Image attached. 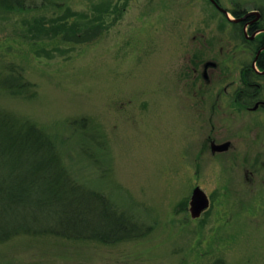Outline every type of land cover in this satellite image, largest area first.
<instances>
[{
	"label": "rangeland",
	"instance_id": "1",
	"mask_svg": "<svg viewBox=\"0 0 264 264\" xmlns=\"http://www.w3.org/2000/svg\"><path fill=\"white\" fill-rule=\"evenodd\" d=\"M50 1L37 11L0 17V38L22 19L50 23L69 9V22L94 24L77 35L92 40L63 42L36 33L49 54L38 57L10 40L12 48L4 45L0 54L24 68L37 96L0 90V110L41 128L74 178L151 230L112 244L20 235L0 243V264H264V209L223 215L217 200L225 174L210 167L205 146L208 110L201 104L194 112L181 78L189 64L200 72L210 49L228 48L225 38L210 42L221 17L210 0ZM219 1L264 15V0ZM101 4L108 9L99 15L95 7ZM203 84L201 103L207 98ZM196 186L213 202L192 219L188 209Z\"/></svg>",
	"mask_w": 264,
	"mask_h": 264
},
{
	"label": "trees",
	"instance_id": "2",
	"mask_svg": "<svg viewBox=\"0 0 264 264\" xmlns=\"http://www.w3.org/2000/svg\"><path fill=\"white\" fill-rule=\"evenodd\" d=\"M47 3L52 2L0 0V17L27 14ZM106 5H98L95 11L101 15L108 9ZM68 11L50 23L20 20L0 38L6 42L0 41V49L4 45L11 49L12 40L27 45L34 57L42 53L48 56L40 45L44 41L36 38V33L63 42L89 43L92 35H77L95 27L94 24L69 22L64 17ZM0 28L4 30L3 26ZM97 30L102 31L100 25ZM3 55L6 54H0V90L25 99L35 98V84L25 78L24 68ZM150 230L139 217L74 178L51 136L30 121L0 110V243L20 235H53L112 244L142 238Z\"/></svg>",
	"mask_w": 264,
	"mask_h": 264
},
{
	"label": "flooded vegetation",
	"instance_id": "3",
	"mask_svg": "<svg viewBox=\"0 0 264 264\" xmlns=\"http://www.w3.org/2000/svg\"><path fill=\"white\" fill-rule=\"evenodd\" d=\"M210 5L221 14L214 19L215 26L211 22L216 35H211L210 42L225 38L229 41L228 48L224 51L220 44L218 51L210 49L212 56L201 62L200 72L189 64L181 78L184 75L183 82L193 96L189 100L194 112L201 104H206L208 110L204 121L210 126L205 137L210 167L216 165L225 174L218 207L228 217L244 207L249 212H261L264 209V15L254 10L223 7L219 0H210ZM236 57L238 63L232 67L230 61ZM203 83L207 98L201 103L204 97L198 98V94ZM208 200L211 208L213 198Z\"/></svg>",
	"mask_w": 264,
	"mask_h": 264
},
{
	"label": "water",
	"instance_id": "4",
	"mask_svg": "<svg viewBox=\"0 0 264 264\" xmlns=\"http://www.w3.org/2000/svg\"><path fill=\"white\" fill-rule=\"evenodd\" d=\"M215 1V0H211ZM209 206L206 193L196 186L191 194L189 201V212L192 218H198Z\"/></svg>",
	"mask_w": 264,
	"mask_h": 264
}]
</instances>
